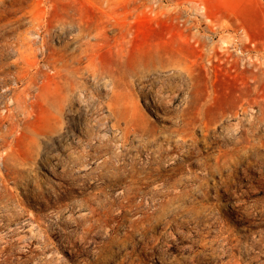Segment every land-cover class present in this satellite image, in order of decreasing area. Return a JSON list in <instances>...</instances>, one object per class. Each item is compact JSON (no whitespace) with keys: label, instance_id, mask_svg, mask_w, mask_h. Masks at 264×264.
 <instances>
[{"label":"rangeland","instance_id":"1","mask_svg":"<svg viewBox=\"0 0 264 264\" xmlns=\"http://www.w3.org/2000/svg\"><path fill=\"white\" fill-rule=\"evenodd\" d=\"M262 56L264 0H0V264H264Z\"/></svg>","mask_w":264,"mask_h":264},{"label":"bare ground","instance_id":"2","mask_svg":"<svg viewBox=\"0 0 264 264\" xmlns=\"http://www.w3.org/2000/svg\"><path fill=\"white\" fill-rule=\"evenodd\" d=\"M73 21V20H72ZM71 20H70V23L72 22ZM75 23V22H74ZM81 23V22H80ZM80 26V30H81V24H79ZM83 25V24H82ZM78 27V28H79ZM84 27H85V25H84ZM80 30H78L79 32H80ZM85 30V29H84ZM82 32V31H81ZM76 36V35H75ZM78 39V38H77ZM81 39V38H80ZM79 39V40H80ZM86 39V38H85ZM231 39H233V41H235V42H237L238 41V37H236V36H232V38ZM87 42V41H86ZM85 42V43H86ZM229 42H230V39H229ZM88 43H90V42H88ZM83 44V43H82ZM81 44V45H82ZM84 46V45H83ZM240 53H242L243 52V50L241 49V48H239V50H238ZM246 52V51H245ZM76 54V53H75ZM75 54H72V55H74L75 56ZM80 55V54H79ZM81 55H82V53H81ZM78 57V56H77ZM263 58L261 59V60H254V59H252V60H249V65L251 66V68L253 69V71H252V84H253V90H254V92H256V93H258L257 91H258V88L259 87H264V56H262ZM43 58V57H42ZM48 59V58H47ZM69 59V58H68ZM71 59V58H70ZM74 59H76L75 57H74ZM52 60V59H51ZM73 60V59H72ZM43 61V60H42ZM76 61H77V59H76ZM55 62V61H54ZM66 62V61H65ZM75 62V61H74ZM56 63H58V62H56ZM63 64V63H62ZM67 64H69L68 62H67ZM70 64L72 65V63H71V61H70ZM48 65V64H47ZM70 65V66H71ZM39 66V65H38ZM62 66V65H61ZM73 66V65H72ZM57 67V66H56ZM68 67V66H67ZM173 67V66H172ZM47 68V67H46ZM66 68V67H65ZM74 68H75V66H74ZM79 68V67H78ZM166 68H169V67H166ZM176 68V67H175ZM71 69V68H70ZM165 69V68H164ZM163 69V70H164ZM65 70V69H64ZM69 70V69H68ZM75 70V69H74ZM167 70V69H166ZM60 71V70H59ZM62 71V70H61ZM60 71V72H61ZM71 71V73H72V71L73 70H70ZM78 71V70H77ZM77 71H75V74H76V72ZM172 71V70H171ZM170 71V72H171ZM54 72H56V71H54ZM62 73V72H61ZM68 73V72H67ZM70 73V72H69ZM74 73V72H73ZM164 73V72H163ZM162 73V75H164ZM56 74H58V73H56ZM75 74H74V76H75ZM173 77V76H172ZM112 78H116V77H112ZM72 79H73V77H72ZM155 79H158V78H155ZM172 79V78H171ZM170 79V80H171ZM21 81V80H20ZM35 81V80H34ZM31 82H33V81H31ZM36 82V81H35ZM155 82V81H154ZM158 82V81H157ZM251 84V85H252ZM259 84H261V85H259ZM28 85H29V83H28ZM32 86V85H31ZM163 87V86H162ZM30 88V87H29ZM164 89V88H163ZM28 90V89H27ZM26 90V91H27ZM158 90V89H157ZM25 91V90H24ZM25 91V92H26ZM160 92V91H159ZM159 92H157V93H159ZM21 95V94H20ZM156 95V94H155ZM160 95H161V92H160ZM23 96V95H22ZM22 96H21V98H22ZM159 96V95H158ZM162 96V95H161ZM160 96V97H161ZM9 98H11V97H9ZM13 98V97H12ZM12 98H11V100H12ZM63 98H65V97H63ZM18 99H20V98H18ZM10 100V99H9ZM63 100V99H62ZM159 100V99H158ZM161 100V99H160ZM16 101V100H15ZM14 101V102H15ZM21 101V100H20ZM22 101H23V99H22ZM63 101H65V100H63ZM155 101V100H154ZM13 102V103H14ZM19 102V101H18ZM55 102H56V100H55ZM156 102V101H155ZM160 102V101H159ZM169 101H167L166 103H168ZM170 102H171V100H170ZM260 102V101H259ZM21 103V102H20ZM9 104V103H8ZM150 104V103H149ZM156 104H158V103H156ZM170 103H168V105H169ZM11 105V104H10ZM15 105V104H14ZM21 106V105H20ZM24 106V105H23ZM19 107V106H18ZM8 108V107H7ZM12 108H13V106H12ZM251 108V107H250ZM16 109H17V107H16ZM15 109V110H16ZM20 109H21V107H20ZM10 110L12 111V109H11V107H10ZM9 110V111H10ZM250 110V109H249ZM21 113H23V112H21ZM137 130V129H136ZM106 154V153H105ZM114 158H116V156L114 157ZM155 159V158H154ZM113 161V160H112ZM117 161V160H116ZM107 163H108V161H107ZM116 165V164H115ZM84 166V165H83ZM88 166V165H87ZM85 168H86V166H84ZM136 167V166H135ZM96 168V167H95ZM121 168V167H120ZM127 167H125V169H126ZM137 168V167H136ZM63 169H64V167H63ZM102 169V168H101ZM149 169V168H148ZM134 170V169H133ZM115 171V170H114ZM118 171V170H117ZM139 171H142V170H139ZM123 172V171H122ZM133 172V171H132ZM104 173V172H103ZM120 173V172H119ZM125 173V172H124ZM134 174H135V172H133ZM138 173V172H137ZM116 174V173H115ZM120 175V174H119ZM118 175V176H119ZM127 175V174H126ZM130 175V174H129ZM136 176V175H135ZM122 177V176H121ZM129 177V176H128ZM127 177V178H128ZM133 177H134V175H133ZM112 178V177H111ZM135 178V177H134ZM133 178V179H134ZM131 179H132V177H131ZM141 179V178H140ZM117 180H120V179H117ZM116 181V180H115ZM135 181V180H134ZM109 182V181H108ZM124 182V181H123ZM133 182V181H132ZM139 182V181H138ZM128 183V182H127ZM118 184V183H117ZM117 184H115V185H117ZM126 184V183H125ZM114 187V186H113ZM136 187V186H135ZM149 190H151V189H149ZM121 191V190H120ZM137 191H139V190H137ZM124 192V191H123ZM125 192H126V190H125ZM124 192V193H125ZM120 193V192H119ZM137 193V192H136ZM155 193V192H154ZM153 193V194H154ZM129 194V193H128ZM152 194V195H153ZM120 195V194H119ZM134 196V195H133ZM128 198V197H127ZM100 204V203H99ZM103 206H104V204H103ZM105 207V206H104ZM85 215H86V213L85 212H83ZM84 215V216H85ZM82 216H83V214H82ZM81 216V217H82ZM135 221V220H134ZM134 225V224H133Z\"/></svg>","mask_w":264,"mask_h":264}]
</instances>
